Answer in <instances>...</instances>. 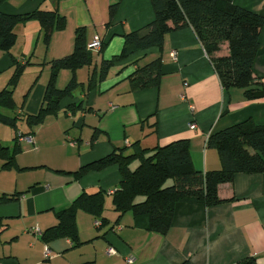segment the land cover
I'll use <instances>...</instances> for the list:
<instances>
[{
  "label": "crops",
  "instance_id": "obj_1",
  "mask_svg": "<svg viewBox=\"0 0 264 264\" xmlns=\"http://www.w3.org/2000/svg\"><path fill=\"white\" fill-rule=\"evenodd\" d=\"M234 4L264 16V0H233ZM117 3L109 22L111 5ZM56 10L64 16L62 28H53L45 44L36 19L17 24L11 49L0 50V92L12 87L14 109L0 106V114L25 119L44 104L49 82L64 89L71 79V97L47 112L32 129V141L19 138L15 166L2 168L0 159V264H236L254 257L264 264V173H237L231 182L218 185V196L230 199L214 206L197 202L177 205L165 234L133 227L130 212L118 222L111 203L118 189L116 165L75 177L80 166L117 148L125 154L132 144L152 149L178 138L190 141L195 169L206 172L221 167L217 152L206 145L210 133L249 120L264 124V97L249 100L243 90L225 91L205 49L190 26L167 33L160 52L162 76L156 85L130 89L129 75L137 65L155 59L159 50L139 52L138 64L118 62L98 81L99 64L117 55L122 34L139 30L153 19L149 0H4L1 10L25 13ZM86 29V48L92 62L71 71L53 67L52 61L71 54L77 28ZM95 37L104 48H89ZM253 61V76L264 84V25ZM175 51L177 58L171 57ZM17 65L23 69L13 82ZM93 77L91 87L88 79ZM13 85V86H12ZM82 103L80 107L71 102ZM153 121L156 125H153ZM194 122L196 127L189 124ZM0 122V143L11 150L13 130ZM9 126V125H8ZM69 141H75L74 146ZM105 192V225L82 210L75 219L79 244L66 238L44 244L37 232L57 222L54 211L66 208L82 192ZM47 246L50 256L43 254ZM114 248L117 254L108 255ZM132 257V262L127 258Z\"/></svg>",
  "mask_w": 264,
  "mask_h": 264
},
{
  "label": "trees",
  "instance_id": "obj_2",
  "mask_svg": "<svg viewBox=\"0 0 264 264\" xmlns=\"http://www.w3.org/2000/svg\"><path fill=\"white\" fill-rule=\"evenodd\" d=\"M0 0V50L8 52L14 45L17 24L30 19L38 20L42 40L49 41L53 28L64 26V16L56 10L35 9L25 13H6L1 10ZM153 9V19L139 30L122 34L121 51L99 64L98 81L104 80L118 62L136 63L132 58L139 52L150 48L159 50L152 61L137 65L129 75L130 89H143L156 85L162 76L161 50L167 33L190 26L206 51L219 82L225 91L233 87L243 90L245 98L252 100L264 97V84L253 76V61L259 47V30L264 25V16L234 4L233 0H149ZM117 3L111 5L109 22L114 15ZM86 29L77 28L74 36V48L64 58L53 60V67H67L71 71L87 66L92 62V54L86 48ZM100 41V40H99ZM100 51L104 43H100ZM23 66L17 65L13 73L14 83ZM93 77L88 79L91 87ZM71 79L64 89L49 82L44 104L35 115L25 121L31 132H20L16 117L0 114V122L14 129L11 150L0 143L2 168L15 166L14 155L20 151L18 139L32 136V129L43 121L47 112L55 111L62 98L71 97L75 87ZM13 86V85H12ZM70 106L80 107L82 103L71 102ZM0 106L14 109L12 87L0 92ZM153 125L156 122L153 121ZM206 145L215 149L221 167L201 172L193 166L190 141L178 138L152 149L140 147L135 142L132 151L125 154L124 148H117L104 157L80 166L73 172L81 177L91 170H101L116 165L120 173L119 187L111 195L113 209L118 213L116 222L127 212L133 218V227L165 234L171 226L175 208L180 203L197 202L205 206H214L230 199L218 196V185L231 182L237 173H264V124H255L249 120L233 124L222 130L210 133ZM136 162V163H134ZM134 166V167H133ZM172 180L171 184H167ZM8 197H0L7 201ZM105 192H82L66 208L54 211L56 224L41 232L44 244L59 238L69 239L71 246L79 244L76 213L82 210L91 214L101 225L107 223L103 218ZM99 226V225H98ZM183 264H189L188 262ZM236 264H257L254 257H247Z\"/></svg>",
  "mask_w": 264,
  "mask_h": 264
},
{
  "label": "built area",
  "instance_id": "obj_3",
  "mask_svg": "<svg viewBox=\"0 0 264 264\" xmlns=\"http://www.w3.org/2000/svg\"><path fill=\"white\" fill-rule=\"evenodd\" d=\"M88 47L89 48H99L100 47V41H99L98 37H95L94 40L92 41V43L88 45ZM171 57H173V59L177 58V54H176L175 51L171 52ZM189 126L191 128H194V127H196V124L194 122H191L189 124ZM21 138H23L27 142H31L32 141V136H21ZM68 144L71 145V146H74L76 144V142L75 141H69ZM99 224H100V222L98 220H96L95 221V225L98 226ZM38 230H37V232L40 235L41 232L38 231ZM43 254H44L45 257H49L50 256V251H49L47 246L44 247ZM107 254L108 255H114V254H117V252H116V250L114 248L110 247V248L107 249ZM132 260H133L132 257L127 258V262H129V263H131Z\"/></svg>",
  "mask_w": 264,
  "mask_h": 264
},
{
  "label": "rangeland",
  "instance_id": "obj_4",
  "mask_svg": "<svg viewBox=\"0 0 264 264\" xmlns=\"http://www.w3.org/2000/svg\"><path fill=\"white\" fill-rule=\"evenodd\" d=\"M6 127H8V128H6ZM4 128H6L8 131L10 130H13V132H14V129L11 127V126H8V125H4ZM18 128H22V129H24V124L23 123H21V122H19V125H18ZM134 163H136V162H134ZM134 167V166H133ZM172 183V180H169L168 182H167V184H171Z\"/></svg>",
  "mask_w": 264,
  "mask_h": 264
}]
</instances>
